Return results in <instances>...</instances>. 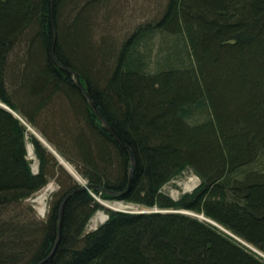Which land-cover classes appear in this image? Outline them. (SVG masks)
I'll list each match as a JSON object with an SVG mask.
<instances>
[{
	"label": "trees",
	"instance_id": "16d2710c",
	"mask_svg": "<svg viewBox=\"0 0 264 264\" xmlns=\"http://www.w3.org/2000/svg\"><path fill=\"white\" fill-rule=\"evenodd\" d=\"M108 2L55 0V52L132 150L134 182L121 199L76 193L46 264H264L217 227L180 213L203 215L264 254V0H167L118 50L105 39L93 44L95 15ZM155 32L184 35L190 63L166 61L149 72L135 50ZM51 38L49 0H0V103L13 112L0 106V264L45 259L57 238L59 205L79 186L29 127L86 183L119 192L128 186V152L52 61ZM62 102L73 118L62 109L46 114ZM186 170L201 183L173 200L162 190ZM56 177L65 191L40 220L25 202ZM94 195L171 213L108 211L104 224L86 232L104 209Z\"/></svg>",
	"mask_w": 264,
	"mask_h": 264
},
{
	"label": "rangeland",
	"instance_id": "374dc122",
	"mask_svg": "<svg viewBox=\"0 0 264 264\" xmlns=\"http://www.w3.org/2000/svg\"><path fill=\"white\" fill-rule=\"evenodd\" d=\"M166 3L167 0H110V2L106 3V5L101 6L102 8L100 7L101 9H99L95 15L93 44L97 45L98 43H101L102 39H105L111 46L115 44L118 50L119 47H121L123 41L131 37L137 28L147 23H153L160 16ZM135 51L142 55L144 63L147 66V70L149 72H155L163 68L166 61H172L175 63V65L178 62H180L179 65H181V63L188 65L191 61V50L184 35L171 37L155 32L152 35L144 37L137 45ZM170 58H176V61ZM97 60L96 67L99 71L102 69L103 65L101 64V61H99V58ZM67 106L68 105L63 104V102L59 103L58 105H54L49 108L46 114L50 116L55 111L59 113L63 110L64 112H67L69 115H71L70 118H73L71 110ZM69 123H71V121ZM73 128L74 123L71 129L73 130ZM29 131L33 134L37 133L39 136H41L31 127H29ZM26 142L28 159L32 164L33 172L37 174L39 172V162L34 155L33 146L30 143L29 136L26 137ZM53 151L58 154L54 148ZM56 159L58 165L68 172L72 178L78 182V185L79 183L82 184L86 182L71 163L63 159L59 154ZM260 167H264V159ZM200 183V179L191 170H186L180 176L176 177L166 186H164L162 192L170 196L173 200H178L183 194L193 192L200 185ZM64 191L65 189L58 183L57 177L52 178L49 180L48 185L29 198V200L25 202V205L32 206L37 218L43 220L48 215L54 202L60 198ZM94 197L104 207V209L98 211L92 217L86 228V232L94 231L104 224L109 219L108 211L129 214H152L165 212V210H160L158 208L148 209L138 204L128 203L125 201L106 200L95 195ZM180 213L195 217L203 222L217 227L222 232H225L230 237L246 246L264 261V254L260 253L252 246L244 243L239 238L233 236L228 231H225L217 224L206 220L203 215H197L187 211H180Z\"/></svg>",
	"mask_w": 264,
	"mask_h": 264
},
{
	"label": "water",
	"instance_id": "95a60500",
	"mask_svg": "<svg viewBox=\"0 0 264 264\" xmlns=\"http://www.w3.org/2000/svg\"><path fill=\"white\" fill-rule=\"evenodd\" d=\"M54 2L55 0H49V19H50V26H51V33H52V38H51V44H50V56L52 61L55 63V65L62 70L63 72L69 74L71 76V79L74 83V86L80 91V93L82 94L83 98L85 99V101L87 102L88 106L90 107V109L92 110V112L94 113V115L96 116V118L98 119V121L100 122V124L102 125L103 129L109 133L114 140L121 146L123 147L129 154L130 157V163H129V181H128V186L124 191H114V190H109V189H105L103 187L100 186H95L92 184H88V183H79V186L75 189H73L72 191H70L61 201L60 205H59V209H58V222H57V238L56 241L49 253V255L43 259L42 261H40L38 264H46L48 263L55 255L57 248L61 242L62 239V225H63V216H64V209L65 206L67 204V202L78 192L81 191H98L101 194H105L109 197L112 198H117V199H121L124 198L131 190L133 182H134V175H135V169H136V162H135V158L133 155L132 150L130 149V147L124 142V140L121 138V136L118 134V132L104 119V117L102 116V114L100 113V111L98 110L95 102L93 101L90 93L88 92V90L86 89L85 85L82 83L79 74L74 71L73 69L66 67L65 65H63L58 58L56 57V43H57V39H58V29H57V25H56V20H55V14H54ZM0 106L3 107L4 109L12 112L6 105L0 103ZM13 113V112H12ZM34 135L39 139V141H41L47 148L48 150H50L54 155H57L56 157H58V154L53 151V149L48 145V143L41 137L39 136L37 133H34ZM160 213H171V211H165V212H160Z\"/></svg>",
	"mask_w": 264,
	"mask_h": 264
},
{
	"label": "bare ground",
	"instance_id": "6f19581e",
	"mask_svg": "<svg viewBox=\"0 0 264 264\" xmlns=\"http://www.w3.org/2000/svg\"><path fill=\"white\" fill-rule=\"evenodd\" d=\"M204 217V216H203ZM205 218V217H204ZM206 219V218H205ZM206 220H208V221H210V222H212V223H214L213 221H211V220H209V219H206ZM264 257V256H263Z\"/></svg>",
	"mask_w": 264,
	"mask_h": 264
}]
</instances>
